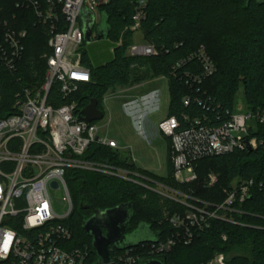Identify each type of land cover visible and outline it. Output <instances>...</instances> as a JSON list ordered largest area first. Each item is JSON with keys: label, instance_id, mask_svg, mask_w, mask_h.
Here are the masks:
<instances>
[{"label": "trees", "instance_id": "trees-1", "mask_svg": "<svg viewBox=\"0 0 264 264\" xmlns=\"http://www.w3.org/2000/svg\"><path fill=\"white\" fill-rule=\"evenodd\" d=\"M22 0H0V19L16 29H26L28 37L25 53L13 72L0 62V119L15 114L17 96L26 89H36L45 82L49 52L48 36L37 25L33 11L17 8ZM131 0H114L103 9L111 26L109 39L119 40L126 27L132 25ZM145 40L159 50L158 56L131 58L126 56L132 34L126 33L124 44L113 58L103 63L93 53L83 49L82 65L91 72L92 82L81 86L71 99H65L53 87L48 103L55 107L75 101L78 113L98 101L109 89L135 86L162 76H169L170 94L168 117L175 116L182 126L187 117L191 123L201 120L220 125L236 108L237 95L242 87L251 109H264V2L257 0H147L146 19L143 23ZM5 28L0 26V42ZM200 48H205L216 66L215 73L201 84L191 79L199 74L197 60H189ZM188 60L177 73L172 67L181 60ZM191 97L190 105L183 103ZM264 140V135H261ZM168 140V175L157 177L137 168L131 159L118 150L92 145L84 159L109 163L141 175L143 185L125 182L101 174L70 171L66 179L76 190L73 212L65 225L73 234L71 246L88 248V264H98L93 240L83 230V223L96 211H105L123 204H134V215L127 225L126 234L136 232L146 225L155 235V241L141 243L133 249L144 261L164 260L167 264H208L223 254L228 264H264V193L256 191L243 205H237L244 214L234 218L245 226L214 220L208 229L194 233L189 245L177 244L161 256L151 255L153 245L166 242L176 235L170 219L175 214H185L186 207L161 197L153 186L164 185L213 204L225 201L223 189L235 178L261 180L264 175V147L256 150L236 151L231 154L203 159L196 165L199 180L180 185L172 176L171 141ZM210 173L218 176L213 188L205 186ZM152 176V177H151ZM154 184V185H153ZM69 187V186H68ZM155 187V186H154ZM249 248L250 258L234 256L235 249ZM111 257L123 251L113 248ZM126 251V250H125Z\"/></svg>", "mask_w": 264, "mask_h": 264}, {"label": "built area", "instance_id": "built-area-1", "mask_svg": "<svg viewBox=\"0 0 264 264\" xmlns=\"http://www.w3.org/2000/svg\"><path fill=\"white\" fill-rule=\"evenodd\" d=\"M113 1L22 0L16 6L33 11L37 25L42 26L48 36L49 52L45 55V82L18 95L15 114L0 119V264H88V248L72 247L73 234L65 225L74 208L66 180L68 172H91L144 184L141 175L135 172L84 159L92 145L120 151L119 142L103 134L96 122L86 124L81 121L82 112H77V102L59 107L48 103L53 87L69 100L82 85L92 82L90 70L82 65L85 41L81 15L84 10L90 12L89 17L94 14L96 26L102 21L103 9ZM131 6L132 25L125 28L119 42H112L115 44L113 53L123 46L124 36L130 32L132 42L127 48V57L158 56L160 50L145 40L143 23L147 0H131ZM0 26L5 28L4 41L0 42V62L13 72L25 53L28 31L16 29L1 19ZM136 34H141L142 43L134 42ZM92 37L95 39L98 35ZM193 59L199 62L201 71L191 79L193 83L201 84L215 73L216 66L205 48H200L189 58ZM187 61L176 63L171 73H177ZM157 79L169 81V76ZM143 84L130 87L126 92ZM127 97L133 99L132 103L138 101L132 94ZM191 100L187 96L183 103L188 106ZM239 107L238 112H228V119L220 125L201 120L191 123L184 117L188 124L182 126L175 116H167L157 125L159 135L171 141L172 176L176 183L197 182L196 165L203 159L264 147V140L260 138L264 135V109L248 107L245 112L244 106ZM101 111L105 117L106 113ZM53 182L59 184L63 199L57 204L64 214L55 209L57 192ZM217 183L218 176L214 173L205 180L207 188H213ZM157 186L167 193L155 192L186 207L185 214H175L170 219L176 235L152 246L151 255L161 256L179 243L189 245L195 231L208 229L214 220L245 226L234 218V214H244L237 205L245 204L256 191L264 193V175L259 181L235 178L223 189L226 198L220 204L161 184ZM112 263L145 264L146 261L134 254L133 249H128L112 257ZM208 264L228 263L226 256L219 254Z\"/></svg>", "mask_w": 264, "mask_h": 264}, {"label": "rangeland", "instance_id": "rangeland-1", "mask_svg": "<svg viewBox=\"0 0 264 264\" xmlns=\"http://www.w3.org/2000/svg\"><path fill=\"white\" fill-rule=\"evenodd\" d=\"M100 24L95 26L93 31L94 37H97V29ZM141 38V34H136L134 42L142 43ZM119 40H117V42H119ZM114 48L115 44L112 43L111 38L109 40L103 41H98V39L95 38L91 44H85L83 46V49L88 54L93 53L92 57L96 60V63L99 62V59L97 60L98 56L100 57V61L103 63L110 61L114 56ZM130 87L131 86H120L107 91L105 95L108 96H104L101 102V107L103 108L106 115L104 119L97 121L96 123L100 127L103 134H107L119 142V148L122 155L126 157H128L130 154L132 155L137 168L147 171L148 173L157 177H167L168 140L165 137L159 135L157 132V125L162 120L166 119L169 114L170 94L168 81L165 79L150 80L145 82L142 86L135 87L129 92H126V90ZM146 89H151L153 93H155L154 89L158 91L152 100L137 99L138 101L132 103L131 101L133 99L130 100L127 97L131 94L132 96L135 94V97H137L138 93H143L146 91ZM247 102L248 98L241 87L237 95V104L234 111L238 112L240 111L239 106H244L243 111L246 112L248 110ZM141 117L144 119V125L148 124L151 128V134H146V136L141 134L139 129V127L142 125L139 122ZM67 183L71 190L72 196L75 198L77 194L76 190L71 185V181L68 180ZM154 186V191L157 190L163 194L167 193L165 189L158 187L157 185ZM158 192L156 193L159 194ZM160 196L163 197V195ZM55 199L56 211L60 212V214H64L65 211L60 209L61 207H58L57 204L62 201V194L56 193ZM146 230L138 232L139 236L132 238V240L139 241L144 239H155V235L149 230L148 232ZM233 255L248 259L251 256L249 248L235 249Z\"/></svg>", "mask_w": 264, "mask_h": 264}, {"label": "water", "instance_id": "water-1", "mask_svg": "<svg viewBox=\"0 0 264 264\" xmlns=\"http://www.w3.org/2000/svg\"><path fill=\"white\" fill-rule=\"evenodd\" d=\"M259 3L264 0H257ZM90 12L84 10L81 15L83 24V33L85 44L93 42V30L96 24L94 14L89 17ZM109 17L106 12L102 13V21L97 29L98 41L108 40L111 26L108 24ZM104 118L103 112L98 108V101L93 99L81 113L80 120L86 124L100 121ZM250 150V149H249ZM56 192L61 194L59 184L52 183ZM134 215V204H123L118 207L107 209L105 211H96L94 215L83 223L84 232L93 240V248L99 258L98 264H113L111 250L113 248L118 251H125L137 247L141 243L152 242L155 239H144L135 241L132 238L139 236L138 232H142L149 227L141 225L133 234L127 235L126 228L131 222ZM148 230H146L148 232ZM150 231V230H149ZM151 232V231H150ZM145 264H167L164 260L150 259Z\"/></svg>", "mask_w": 264, "mask_h": 264}, {"label": "crops", "instance_id": "crops-1", "mask_svg": "<svg viewBox=\"0 0 264 264\" xmlns=\"http://www.w3.org/2000/svg\"><path fill=\"white\" fill-rule=\"evenodd\" d=\"M154 91H155V93H153V91H151V89L150 90H148V89H146V91H144L143 93L141 92V93H138L137 94V97H135V94H134V97H135V99H143V100H145V99H147V100H152V98L154 97V95L155 94H157V90L156 89H154ZM150 94V95H149ZM149 102V101H148ZM143 117H144V114H143ZM143 117H141V120L139 121L140 122V124H142L140 127H139V129H140V131H141V134L142 135H144V136H146V134H151L152 133V131H151V128L149 127V125L148 124H145L144 125V119H143ZM149 131V132H148ZM167 143H168V141H167ZM167 153H168V157H169V148H168V144H167ZM129 158L131 159V161L135 164V161L133 160V158H132V155L130 154L129 155Z\"/></svg>", "mask_w": 264, "mask_h": 264}]
</instances>
